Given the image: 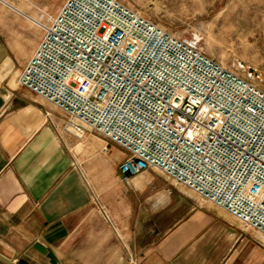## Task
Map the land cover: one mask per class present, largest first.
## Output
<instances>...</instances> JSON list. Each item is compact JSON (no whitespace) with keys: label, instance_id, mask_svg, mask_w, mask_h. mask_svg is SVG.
<instances>
[{"label":"built area","instance_id":"1","mask_svg":"<svg viewBox=\"0 0 264 264\" xmlns=\"http://www.w3.org/2000/svg\"><path fill=\"white\" fill-rule=\"evenodd\" d=\"M18 82L264 236V89L124 0H64Z\"/></svg>","mask_w":264,"mask_h":264},{"label":"crops","instance_id":"2","mask_svg":"<svg viewBox=\"0 0 264 264\" xmlns=\"http://www.w3.org/2000/svg\"><path fill=\"white\" fill-rule=\"evenodd\" d=\"M64 0H0V254L18 264H264V236L156 169L124 183L128 152L63 129L19 84L36 19ZM0 264H3L0 262Z\"/></svg>","mask_w":264,"mask_h":264},{"label":"rangeland","instance_id":"3","mask_svg":"<svg viewBox=\"0 0 264 264\" xmlns=\"http://www.w3.org/2000/svg\"><path fill=\"white\" fill-rule=\"evenodd\" d=\"M124 1L264 89V0Z\"/></svg>","mask_w":264,"mask_h":264},{"label":"water","instance_id":"4","mask_svg":"<svg viewBox=\"0 0 264 264\" xmlns=\"http://www.w3.org/2000/svg\"><path fill=\"white\" fill-rule=\"evenodd\" d=\"M0 262L3 263V264H18L8 258H6L5 256L1 255L0 254Z\"/></svg>","mask_w":264,"mask_h":264},{"label":"bare ground","instance_id":"5","mask_svg":"<svg viewBox=\"0 0 264 264\" xmlns=\"http://www.w3.org/2000/svg\"><path fill=\"white\" fill-rule=\"evenodd\" d=\"M4 1V0H3Z\"/></svg>","mask_w":264,"mask_h":264}]
</instances>
